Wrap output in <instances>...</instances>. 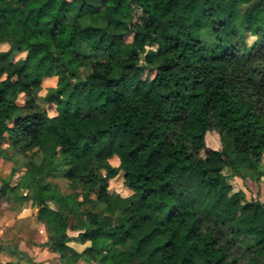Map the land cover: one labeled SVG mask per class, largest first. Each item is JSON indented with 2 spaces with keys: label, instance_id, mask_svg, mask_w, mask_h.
Returning <instances> with one entry per match:
<instances>
[{
  "label": "trees",
  "instance_id": "16d2710c",
  "mask_svg": "<svg viewBox=\"0 0 264 264\" xmlns=\"http://www.w3.org/2000/svg\"><path fill=\"white\" fill-rule=\"evenodd\" d=\"M2 45L0 200L64 264H264V204L227 182L264 175V0H0Z\"/></svg>",
  "mask_w": 264,
  "mask_h": 264
},
{
  "label": "rangeland",
  "instance_id": "374dc122",
  "mask_svg": "<svg viewBox=\"0 0 264 264\" xmlns=\"http://www.w3.org/2000/svg\"><path fill=\"white\" fill-rule=\"evenodd\" d=\"M131 41V38L128 39ZM255 41V38L249 37V42ZM8 45L0 46V50L7 51ZM151 49V47H148ZM155 49V48H153ZM25 54L17 57L24 58ZM42 83L40 96L43 99L48 90L56 88L60 82V76H54ZM23 99V98H22ZM40 103L45 106L43 101ZM49 110V115L54 116L55 110L51 106H45ZM207 147L212 150L221 149L220 137L211 132L206 137ZM2 154L0 155V188L4 182L10 180L11 170L15 166V161L19 159V155H15L14 149L9 142L0 145ZM11 159L14 161L12 162ZM111 164L119 165L118 159H113ZM229 174V171H226ZM21 175V174H20ZM17 176L13 180L17 181ZM50 181L56 184L60 191L64 194L74 193L77 199L82 200L83 197H96V191L87 196V189L73 190L70 182L66 181L61 173H55ZM233 187V192L242 191L246 197V201L258 200L264 204V175H258L252 171H245L243 177L230 178L227 180ZM109 192L111 194H120L123 197H128L131 193L124 186L123 174L117 178L109 179ZM54 205L52 204V207ZM26 208V209H25ZM24 211L20 212L15 205H9L0 200V259L21 264H64L58 254L52 253L44 244L48 241V233L43 224L37 219V210L30 207V204L25 205ZM76 236L77 233L71 234ZM70 246L79 252H82L86 246L79 242H71ZM16 251V255L13 254ZM156 258L153 260V262ZM79 264H85L80 262Z\"/></svg>",
  "mask_w": 264,
  "mask_h": 264
},
{
  "label": "crops",
  "instance_id": "0c3cea01",
  "mask_svg": "<svg viewBox=\"0 0 264 264\" xmlns=\"http://www.w3.org/2000/svg\"><path fill=\"white\" fill-rule=\"evenodd\" d=\"M46 80H51L50 78H45L44 80H43V84L45 83V81ZM26 209V208H25ZM24 211V210H23Z\"/></svg>",
  "mask_w": 264,
  "mask_h": 264
}]
</instances>
